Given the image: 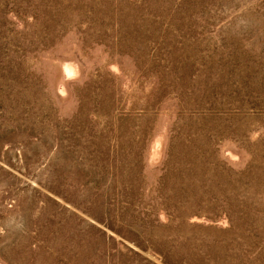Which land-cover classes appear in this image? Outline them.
Instances as JSON below:
<instances>
[{
    "label": "rangeland",
    "instance_id": "rangeland-1",
    "mask_svg": "<svg viewBox=\"0 0 264 264\" xmlns=\"http://www.w3.org/2000/svg\"><path fill=\"white\" fill-rule=\"evenodd\" d=\"M0 264H264V0H0Z\"/></svg>",
    "mask_w": 264,
    "mask_h": 264
}]
</instances>
